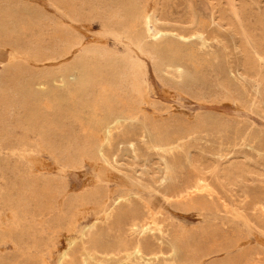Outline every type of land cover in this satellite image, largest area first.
Segmentation results:
<instances>
[{"label": "rangeland", "instance_id": "obj_1", "mask_svg": "<svg viewBox=\"0 0 264 264\" xmlns=\"http://www.w3.org/2000/svg\"><path fill=\"white\" fill-rule=\"evenodd\" d=\"M60 1L61 0H59V1L58 0H56V1H54V0H0V76H2L7 70H16L19 72H24V70L28 68V69H30V71L25 70V73L26 74L28 73L27 75H29L30 73H33L35 71L38 72V70H39V72H44L45 70H49V69L52 72H55L57 70H67L72 65L81 66L80 65V63H81L82 65L85 66V69H83L81 66L80 69H82V70H80V75H81V72L83 71V72H87L91 76L95 77L94 83L93 84L90 83L89 86H90V88H92V93L94 92L93 97L98 99L99 104L102 106L101 107L102 111H100L101 114L99 113L98 118L102 119V121L104 123L106 122L105 125H107V122L110 121V117H113V116L116 118H125L126 123L124 124V126L121 127V129H120L121 131H119L117 129L113 130L115 136H117L118 138L116 137L114 145H113V147L109 153L110 156L107 157V156H103V153H102L101 148H100L102 146V144H100L99 142L104 143V142L100 141V140H102V137L100 136V140H99V138L97 137L99 135L96 136V134L92 131L87 133L86 129L85 128L83 129L81 127V125L83 126V124H81V122L86 123L88 118L90 116H92L91 111H89V110H91V108H88V106H84L85 108H83V110H82V112L84 111V113H81L79 110H75L74 108L69 106L68 102L64 98V96H60V93H58L59 95H57L58 97L56 98V100L54 99L52 101V102H54L52 105V108H50V109L48 108L49 114H48L47 118L43 120V121H45V123L44 122H42L41 124L39 123L40 124V127H39V124H35V125L33 123L31 124V122H29V120H28L29 110H27V109H29L28 108L29 104L25 100V97L23 96L21 89L20 90L18 89L14 93H8L5 95V97H4V95L0 94V96H1L0 97V103H1L0 109L4 108V110H5V111L3 109H2L3 111L0 110V112H1L0 113V127H1L0 128V264H8V263L9 264H20V263L22 264L26 258H27L26 260L29 262L28 263L25 260L26 262H24V263H26V264H31V263L32 264H42L43 257H44V259H46L49 262V264L50 263L51 264H61L62 259L64 258V252L66 250H68L71 245H74L75 241H76V243L82 244L81 239H82L84 232H88V236H89L88 237L89 241H88L87 250L83 249L82 246L76 247L75 248L76 253L73 251L70 254L72 257L69 255L70 256V257L68 256L69 258L68 257L66 259L64 258L65 264H76V263L77 264H88V263H91V264L92 263L93 264H107V263L108 264H113V263L114 264H118V263L119 264H127L128 258L126 256L123 248L126 246V244H128V245L132 244L134 238L136 237V235L138 233V230L135 229V227H133L131 229L132 219L137 218L138 216L143 217V216L147 215V213L149 212V207H151L152 211L156 214L157 220L161 226V230L157 231L156 235L153 237L154 243L157 245L163 244L165 249H167V250H169L171 246H175L178 250L176 255H175V258H176L175 264H225L229 260L239 258L240 255L243 252L245 253L246 250L247 251L248 250H256V251L260 252L259 263L264 264V215H262L259 212V209H257V206H256V209H254V211L252 213V211L249 209L248 205L246 206L245 204L237 203L229 191V190L234 189V188L239 189L240 190L239 192L241 194L247 193V194H249V196L254 201H256V202L260 201L262 204H264V199H263V197H264V105H263L264 104V85H263L264 84V58L263 59L258 58L255 60V58L253 56V52L255 51L256 47L262 46L263 45L262 40H264V28H263L264 27V18H263L264 17V8H263L264 4H262V3H264V0H242V1L237 0L238 7L242 11V13H241L242 15L237 16L235 14V12L233 10H231L230 8H228L225 12H222V14L219 18V21H221L220 26L218 25L214 28H207V31H205V34H207L208 31L210 32V30H211V33L214 35L212 37L214 38L216 36L215 39L209 40L207 42L208 44L207 43L203 44L201 40L197 39L193 35V31L196 29L193 27L196 24L198 17L201 18V15H202V19H204L206 21H209L212 18L211 17L212 16L211 15L212 14V11H211L212 7H211V4L208 0H194V1L193 0H168V1L165 0V4L167 2V5H165V6H168V7L170 6L171 3H173V4H171L173 6L175 4V6H174L175 8H178V6H179L178 9L184 8L186 5L187 6L185 8H187L189 6L188 8L192 12V19L193 20L191 23H189V21H185L184 24H181V25L180 24H174L173 25V24H170L167 19L164 21L161 20L160 22L158 20L154 19L153 24H154V26L158 27L157 29H164L165 28L168 30H170V29L175 30L174 35L165 34V36L161 39H160L159 35H157V36L153 35L152 36V33L155 31L156 28H152V26L149 24V22H147V18H146V12H150L153 9L152 4H153L154 0H139L140 4L138 5V7H134V8H132L129 5L131 0L130 1L128 0V2H127V0H125L126 3H128V6H126L125 8H123V6H125L127 4L125 3L124 0H118V2H117V0H107V1L106 0H102V1L101 0H97V1L96 0H79V1L73 0L72 2L69 3L71 5L70 9L64 5V0H62L63 2L62 1L60 2ZM108 1H110V2H108ZM123 1H124V3H123ZM141 1H142V4H141ZM29 2L32 3V5L28 4ZM80 2H82V3H80ZM245 2H246V5L244 4ZM247 2L250 4V6H247V5H249V4H247ZM79 3H80V5H78ZM168 3H169V5H168ZM104 4H105V6H104ZM10 5H12V6H10ZM35 5H36V7H35ZM38 5H40V6H38ZM73 5H75V6H73ZM113 5H115V6H113ZM31 6H32V8H31ZM41 6L43 7V9H41L42 8ZM180 6H184V7H180ZM39 7H41V8H39ZM61 7H63V8H61ZM77 7L79 10L77 9ZM114 7H116L115 10H114ZM58 8H60V9H58ZM66 8L69 10L67 11ZM102 8L105 10V12H104V10H102ZM147 8H149V9H147ZM244 8H246L247 10ZM34 9H36V11L40 10L43 12L46 10L45 13L48 14V16L50 14L51 15L46 20L43 19L41 21H36V20H28L27 21V19H28L27 17L25 19L20 18V17L24 16L23 13L28 12V11L34 12L35 11ZM137 9H139V10H137ZM253 9L255 11H257V14ZM21 10H22V12H21ZM94 10H100V11H98V12L95 11L96 12L95 13ZM252 10H253V12H252ZM71 11L74 13H72ZM79 11L80 12L82 11V12L78 13ZM169 11H170V9H169ZM172 11L173 10H171V12ZM247 11H249V12H247ZM65 12H66V14H65ZM113 13H114V15H113ZM74 14H75V16H74ZM93 14L95 15V17H93L94 16ZM198 14H199V16H198ZM251 14L258 15V16H255L256 22L251 23L250 25L248 23V26H246V24H244V23H246V21L244 22V19L248 18L249 16H252ZM261 14H262V17H260ZM141 15H143V16H141ZM67 16H69V17H67ZM77 16H79L78 17L79 20L77 18L75 19V17H77ZM107 16L109 18H107ZM135 16L141 17L142 20L140 18V21L136 20V22H135L134 21ZM203 17H205V18H203ZM256 17L261 18L263 21H261V19H259V21H258V18H256ZM71 19H74V20H71ZM112 19L113 20L115 19V20L113 21ZM242 19H243V21H242ZM111 20L113 21V23L111 22ZM61 21L64 23H62ZM77 21H79V22H77ZM85 21H87V22H85ZM161 22H162V24H161ZM247 22H248V20H247ZM137 23H138V26H137L138 29L135 28V24H137ZM58 24H60V25H58ZM139 24H141V25H139ZM158 24H160V25H158ZM185 24H187V25H185ZM106 25H108V26H106ZM142 25L145 27L146 30L144 29V27ZM22 26H24V29ZM31 26H33V28ZM61 26L65 27L67 29H65V28L63 29ZM244 26H245V28H244ZM258 26L260 28H258ZM11 27H12V29H11ZM171 27H174V28H171ZM96 28H98V29H96ZM246 28H248L251 31H249ZM256 29H259V30H256ZM23 30L24 31L26 30L25 31L26 33ZM58 30H59V33H58ZM81 30H83V32ZM138 30H140V31H138ZM142 30L144 32H142ZM69 31L70 32L72 31V32L70 33ZM61 32L63 35L61 34ZM127 32H128V34H127ZM145 32H147V33H145ZM177 32L181 33L183 35L191 36V37H187L186 39H183V37H178L176 35ZM251 32L252 33L255 32V33L251 35ZM29 33H30V35H29ZM130 33L133 36H131ZM135 33H137V35ZM138 33H140V35ZM144 33H145V35H144ZM249 33H250V35H249ZM54 34L56 35V37H54L55 36ZM72 34H73V36H72ZM259 34H260V36H259ZM256 35H258V36H256ZM22 36H24V37H22ZM25 36L28 39H26ZM66 36L68 39L66 38ZM69 37H71V38L73 37V38L71 39ZM78 37L80 40L78 39ZM142 38H143V40H142ZM259 38H262V39H259ZM14 39H15V41H14ZM62 39H64V40L66 39V40L62 41ZM77 39L79 41H77ZM137 39H139V40H137ZM154 39H157V41ZM252 39L253 40L255 39V41H253ZM221 40H223L224 42ZM67 41L69 43H67ZM72 41H74V42H72ZM136 41H138V42L140 41L141 43H143V42L144 43L141 44L140 42L137 43ZM152 41H155V42H152ZM158 41H160V42H158ZM87 42H88V44H87ZM172 42H174V43H172ZM255 42H256V44H255ZM70 43H72L71 46H70ZM154 43L155 44L157 43V44L155 45ZM260 43H262V44L259 45ZM4 44H6V45L4 46ZM34 44H35V46H34ZM145 44H147V46L148 47L150 46V47L149 48L147 46L145 47ZM167 44H169V45H167ZM28 45L30 46V48ZM68 45H69V47H68ZM142 45H144V46H142ZM160 45H162V46L160 47ZM172 45H175V46H172ZM64 46L67 48H65ZM98 46H99V48H98ZM263 46H262V52H263L262 55L264 57V47ZM59 47H61V48H59ZM91 47H93V48H91ZM101 47H102V49H101ZM151 47H152V49H151ZM159 47H160V49H159ZM85 48L87 50H85ZM156 48H158L159 51H158V49L155 50ZM88 49H89V51H88ZM92 49L93 50L95 49L94 50L95 54L91 53L93 51ZM103 49H105L107 52H104L105 50L103 51ZM153 49L155 50L154 53L152 51ZM180 49H182V51ZM82 50L86 51V52H83ZM100 50H101V52H100ZM97 51H98V53H97ZM157 51L159 52V55H158ZM163 51H166L168 53L170 52L171 54L165 53ZM81 52H82L83 56L80 55ZM111 52H112V54H114V55L117 54V55H115V56L111 55ZM119 52H121V53H119ZM161 52H163V53L160 54ZM92 54L94 55V57H92L93 56ZM99 54L100 55L102 54L101 57ZM105 54H107V55H105ZM151 54H152V56H153V54H154V56H156V55L157 56L152 57ZM250 54L252 57L250 56ZM97 55H99L100 59L101 58L102 59L100 60L99 58H96ZM166 55L168 56L169 59L167 58ZM109 56H110V58H109ZM165 56L167 59L165 58ZM171 56H173V57H171ZM81 57L82 58L84 57V58L81 60ZM88 57L90 59H88ZM120 57H122V58H120ZM159 57H161V58H159ZM163 57L165 58L164 61H162ZM175 57H176V59H174ZM30 60H32V61H30ZM261 60H263V62ZM38 61H40V64ZM97 61H99L100 65H102L103 63L104 64L102 66H99ZM117 62H118V65H117ZM167 62L168 63L170 62L171 64H168ZM175 62H177V63H175ZM20 64L22 66L21 69L19 67ZM26 65H29V66L25 67ZM63 65H65V66H63ZM68 65H69V67H68ZM97 65H98V67H97ZM121 65H122V67H120ZM164 65H165V67H164ZM170 65H172V66H170ZM16 66H17V68H16ZM115 66H117V67H115ZM129 66H130V68H129ZM119 67L121 68V71H120ZM126 67L129 70V72L126 69ZM52 68L54 69V71ZM55 68H57V70ZM97 68H98V70H97ZM167 68H169V69H167ZM177 68H179V69H177ZM41 69H42V71H41ZM133 69H134V71H133ZM168 70L170 71V73ZM97 71H99V72H97ZM126 71H127V73H126ZM83 72H82V74H83ZM119 72H122V73L120 74ZM135 72H136V74H134ZM166 72H168V74ZM177 72H180V73H177ZM259 72L262 75H258ZM96 73L99 75H97ZM171 73H173L175 75H171ZM124 74L125 75L127 74V75L124 76ZM105 75L107 76L108 79L110 78L111 80L110 79H109L110 81L107 80V78H105L106 77ZM129 76L130 77L132 76V77L130 78ZM96 77H97V79H96ZM180 77L182 79L178 80V79H180ZM219 77H220V79H219ZM104 78H105V80H103ZM134 78H137L136 79L137 81ZM226 78L231 79L230 81H232L233 83L230 82L229 79H228V81L230 83L227 82ZM113 79H114V81H112ZM131 79H132V81H131ZM123 81L124 82L126 81V82L124 83ZM174 81H176V82H174ZM108 82L109 83L112 82L113 84L112 83L109 84ZM135 82L139 83L141 85V93H140V95L139 94L137 95V97H136L137 99L136 98L130 99L129 93L131 92V86ZM141 82H143V83H141ZM181 83L183 84L182 86L178 85ZM227 84H230V86ZM184 85L185 86L187 85V86L185 87ZM214 85L216 87H214ZM108 86L110 88H108ZM256 86H258V87H256ZM142 87H144L145 89ZM115 88L118 90V93H117V90ZM120 88H122L123 90ZM206 88H207V90H205ZM23 90L26 92L25 88ZM232 90H233V93H232ZM60 91H62V90H60ZM63 91H65V89H63ZM112 91H113V93H112ZM95 92H97V93H95ZM108 92H110L112 94H110ZM146 94H149V95H146ZM33 95H34L33 99H36V97L39 96L40 94L33 92L32 97H33ZM99 95H101V96H99ZM144 95H146L145 96L146 98L144 97ZM106 96H108V97H106ZM147 96L149 97V99ZM216 96H217L218 100L216 99ZM219 96L223 100L224 99L225 100L220 101L221 98ZM109 97H112V100ZM2 98H4L5 100L3 101ZM10 98H12V99H10ZM100 98H101V101H100ZM209 98L211 101L209 100ZM114 99H115V101H114ZM118 99L121 100V102ZM6 100H8L10 103L8 101L6 102ZM59 100H61L60 103L58 102ZM139 100L141 101L142 104H139ZM150 100H152V101H150ZM17 101L19 103V106H17L18 104H16ZM102 101L103 102L105 101L104 104ZM156 101L159 103V105ZM5 102H6V106L8 109L5 106ZM66 102H67V104H65ZM108 102L111 104H109ZM113 102H114V104L112 105ZM146 102H147V104H146ZM152 102H154V103L152 104ZM3 103H4V105H3ZM126 103H127V105H126ZM134 103L138 104L139 106L141 105L140 106L141 109L139 108L138 105L136 106ZM2 105H3V107H2ZM22 105H23V107H22ZM24 105H26V106H24ZM58 105H60V106H58ZM78 105H81V104L78 103ZM105 105H109V106L107 107ZM53 106H55L56 108L55 107L53 108ZM124 106H125V108H124ZM147 106H149V107H147ZM11 107H14L15 112H14V109ZM20 107H21V109H20ZM57 107H58V109H57ZM104 107H106V109ZM126 107L129 109L127 110ZM142 107H144V108H142ZM10 109H12V110H10ZM52 109H53V112L50 113V111H52ZM54 109H56V110L54 111ZM60 109H61V111H60ZM62 109H63V112H62ZM69 109H72L73 112H72V110H69ZM110 109H112V110H110ZM103 110L104 111L107 110V111L104 113ZM7 111H9V112H7ZM77 111L80 112L81 114L78 113ZM18 112H20V113L18 114ZM147 112H148V114H147ZM15 113L18 114V116H16ZM70 113L71 114L73 113L72 114L74 116L73 118H70V117H72V115ZM74 113H75V115H74ZM154 113H156V114H154ZM157 113L159 114V116ZM4 114L6 115V117ZM10 114H13L15 116V119H13L12 118L13 115H10ZM104 114L106 117L104 116ZM112 114H114V115L112 116ZM19 115H21L22 117L21 116L19 117ZM122 115H123V117H122ZM146 115L147 116L150 115V116L147 117ZM152 115L154 116V119L158 120L157 122H156V120L153 119ZM173 116H174V118H173ZM200 116H202V117H200ZM63 117H65L66 120ZM79 117H80V119H79ZM146 117L149 119H146ZM181 117H183V118L185 117L186 119L182 118L181 119L182 121H181L180 120ZM50 118L52 119V122H51ZM84 118H86V119H84ZM73 119H76V120H73ZM145 119H146L147 123H145ZM150 119H152V120L150 121ZM167 119H170V120L165 121ZM173 119H175L174 122H173ZM130 120H132V121H130ZM162 120H163V122H161ZM198 120H200V121H198ZM230 120H232V121H230ZM76 121H77V124H76ZM193 121H195V123ZM25 122H26V124H25ZM166 122H167V124H166ZM187 122L189 123V125H186V124H188ZM8 123H10V124H8ZM16 123H17V125H16ZM29 123L31 124V126ZM54 123H56V124H54ZM65 123H67V124H65ZM104 123L102 125V133H105L104 135H106V132H105L106 126L104 125ZM155 123H156V125H155ZM179 124L181 127L179 126ZM190 124H192V125H190ZM26 125H28V126H26ZM33 125H34V127H33ZM111 125H112V123H111ZM160 125H162V126H160ZM168 125H170L171 127ZM184 125H185V127L188 128L187 130H185L186 128L184 127ZM172 126H174V127H172ZM41 127H43V128H41ZM177 127L180 128L181 132L178 130L179 128H177ZM31 128H32V130H31ZM49 128H51V129H49ZM79 128H80V130L78 131ZM182 128H184V129L182 130ZM17 129H19V130H17ZM34 129H35V131H34ZM39 129L41 130V132ZM42 129H44V130H42ZM81 129L84 131L82 132ZM165 129H166V131H165ZM156 130L157 131L159 130L161 135L159 134V131H158V136H157ZM129 131L133 134L135 133L134 135L137 138V139L136 138L134 139L136 141V144H137V146H136V150H137L136 152L137 153L132 152V150H131V152H128L122 148V146H124L122 141H121V140H123V136H122L123 132L129 133ZM141 131L144 134L143 136L140 135ZM169 131H171L170 132L171 134L168 133ZM237 131H238V133H237ZM240 131L244 135H242V133ZM36 132H38V133H36ZM43 132H44V134H42ZM58 132L61 135H59ZM118 132H120V133H118ZM166 132H167V134H166ZM182 132L183 133L187 132V133L185 135V133L183 134ZM23 133L25 134V136L23 135ZM231 133H232V135H231ZM1 134L3 135L2 136L3 138L1 137ZM62 134H64L65 137ZM75 135L78 136L77 137L78 140H77V138H75L76 137ZM79 135H81V136H79ZM236 135H239V136H236ZM50 136H52V138H49ZM62 136H63V138H62ZM121 136H122V138H121ZM183 137H185V138H183ZM82 138H84L85 140H87L89 142L85 141ZM86 138H88V139L90 138V139L88 140ZM170 138H171V140L173 139V143L171 142V140H169ZM247 138H249V139L247 140ZM53 139H55V140H53ZM79 139H80V141H79ZM91 139H93V140L95 139L93 143H91L93 141ZM62 140H64L65 143ZM73 140H75V141H73ZM82 140L85 142H83ZM151 140H152V142H155V141L157 142V140H158L159 141L158 143L164 142V140L165 141L169 140L172 144H175V145L179 144L180 145L181 149L177 153V156L180 158V160L178 157H176L178 159L175 162V171H176L175 182L177 184V188L183 187L186 184V182L188 181L190 175H192V171H194V168L191 165H189L190 163L187 160L190 157L195 159V162L197 164L196 170L199 172H202V173H207V174H212L215 167L218 166V163H222V167L224 168L225 184L220 185L217 176L216 175L213 176V183H214L213 185H215L214 187L217 190V191L214 190V193L216 196L218 195V198L215 195L213 196V194H207V193H205L203 196L202 195L201 196H195L190 201H187V200H184L181 198H172V197L168 198L167 196L170 195V192H172V190L169 189L168 187L162 189L159 186V184L157 185V182H156V179L158 177L157 174H159V168L162 166L163 160L161 159V157H159V153L157 152L158 147L152 148L151 146H149V141L151 142ZM49 141L52 144L49 143ZM54 141H55V143H54ZM81 141H82V144H80ZM58 142L60 143V148L62 147L63 149L62 148L59 149V143ZM76 142L77 143L80 142L79 143L80 145L75 144ZM227 142L231 145V147ZM97 143H98L99 147L97 146ZM236 143H238L239 145H237ZM68 144L72 145V147L69 146ZM83 144H87V145L83 146ZM40 145L42 146V149H44L43 147L46 146L44 149L46 152L41 149ZM77 145L79 148L77 147ZM49 146H51V147L48 148ZM85 146L87 147L86 149L84 148ZM94 146H95V148H94ZM120 146H121V148H120ZM97 147H98V150L100 152L98 150L97 151L95 150V149H97ZM51 148H53V149H51ZM77 148H78V150H77ZM91 149L92 150L94 149V150L92 151ZM62 150H64V151L62 152ZM89 150H90V152L92 151L91 152L92 154L89 152ZM222 151H224V153ZM51 152H53V153H51ZM68 152H70L71 155ZM57 153L60 155H58ZM65 153H66V155L64 156ZM78 153L80 155H78V159H77L76 155ZM88 154L91 156L90 158H88L89 157ZM114 154H116V155H114ZM135 154H136V156H135ZM96 155H99V157ZM100 155L102 156V159H101ZM71 156H72V158L74 157L72 160H71ZM86 157L88 159H86ZM96 157L98 158V160H101V161L99 162ZM39 158H41V160ZM68 158H70V161H72L71 163L68 160ZM81 158H82V160H81ZM65 159H66V161H65ZM67 161H68V163H67ZM47 162H49V163H47ZM208 162H210L211 165ZM103 163H105V164L103 165ZM34 164H35V166H34ZM101 165H102V168H101ZM46 166L48 169L46 168ZM103 166H104V168L106 167L107 170L104 169ZM225 168H226V170H225ZM20 170H21V172H20ZM48 170H50V171H48ZM227 170H228V172H226ZM155 171H156V173H155ZM28 172H29V175H28ZM35 172L38 173V175ZM49 172H51V173H49ZM180 172H182V174H180ZM26 175H28V176H26ZM36 175H37V177H36ZM46 175L49 177H47ZM181 175H183V176H181ZM18 176L20 177V179ZM32 178H34V179H32ZM35 178L36 179L38 178L37 179L38 182ZM46 178H48V179H46ZM30 179L36 181L35 182L36 185H33L34 182L32 180H31L32 181L31 182ZM40 179H42L41 182H40ZM43 180L45 181V183ZM50 181L52 183H50ZM54 181L55 182L57 181L56 182L57 184ZM184 181H186V182H184ZM45 184H47V185H45ZM51 184H53V185H51ZM64 184H65V186H64ZM30 185H31V187H30ZM67 185H68V187H67ZM51 186H52V188H51ZM55 186L56 187L58 186V187L56 188ZM61 186H62V188H60ZM44 187H47V188L49 187L48 188L49 192ZM99 187H100V189H103V190L102 191L96 190V189H99ZM41 188L46 189V190L42 191ZM54 188H55V190H54ZM23 189H24V191H23ZM56 189L59 192H56L57 191ZM70 189L73 191H71ZM28 190H29V192H28ZM35 191L36 192L38 191V193H36ZM21 192H22V194H21ZM64 192L67 194V197H66V194ZM45 193H46V195H45ZM58 193H63V195H65V196H63L62 194L58 195ZM84 193H86V194L88 193L87 195L89 196V198L87 195H84ZM90 193H92V194H90ZM29 194H30V196H28ZM31 194H34V195H31ZM40 194L44 199L40 196ZM71 194L73 196H71ZM97 194L99 196H97ZM22 195H23V197H22ZM74 195H77V196L75 197ZM209 195H210V197L212 196L213 200H211V198H209ZM46 196H47V198H46ZM81 196H83L84 198L83 199L80 198ZM95 196L97 197V200H96ZM106 196L110 197V199L107 198ZM131 196H133V197H131ZM8 197H10L12 200ZM71 197H73V202H72ZM18 198H19V200H18ZM48 198H49V200H48ZM75 198H79V199L75 200ZM123 198L127 199V200H124ZM201 198H203V199H201ZM80 199H82V201ZM132 199H134V200H132ZM30 200L33 203L30 202ZM49 201L50 202L53 201L54 203L52 202L51 203L52 205H51ZM66 201H68V202H66ZM105 201H106V204L104 203ZM204 201H206V202H204ZM37 202L40 204L38 205ZM61 202H62V204H61ZM210 202H212V203H210ZM12 203H13V205H12ZM30 203H32L31 206H30ZM195 203H197V204H195ZM199 203H201L200 206H198ZM27 204L29 207L33 206L35 208L32 207L29 209ZM193 204H195V206ZM15 205H17V206H15ZM95 205L98 207H96ZM192 205H193V208H190ZM13 206H14V208H13ZM65 206H67L68 208H66ZM69 206H71L72 209H70L71 207H69ZM79 206L80 207L82 206V207L78 208ZM86 206H88V207H86ZM16 207L18 208V210L15 209ZM25 207H27V208H25ZM63 207H65V208H63ZM73 207H74V210H73ZM83 207H85V208H83ZM24 208L26 209V211L24 210ZM242 209H244V210H242ZM53 210H55V211H53ZM62 210H63V212H62ZM72 210L74 212H72ZM84 210L86 212L85 215L83 213ZM240 210H242V211H240ZM49 211H50V213L47 214ZM112 211L116 212V215L114 218L111 217ZM41 213H43V214H41ZM66 213H67V215H66ZM78 213H79V215H78ZM103 213H106V214H103ZM36 214L38 217L36 216ZM72 214H74V215H72ZM101 214H103V215H101ZM68 215H70L71 217ZM35 216H36V218H35ZM261 216H263V217H261ZM26 217H27V219H26ZM82 217H84V218H82ZM49 218L50 219L53 218L54 221H52L53 222L52 224H51V221ZM258 218H261L263 221L260 222ZM45 219H46V221H45ZM59 219L64 220V221L62 222ZM44 221H45V224H44ZM62 223L64 225H62ZM66 223H68V224L65 225ZM73 224L76 226H74ZM50 225H52L54 227H52V226L50 227ZM62 227H63V229H62ZM72 227H73V229H72ZM102 229H103V231H102ZM130 230H131V232H130ZM22 231H23V233H22ZM61 231H63V233H61ZM110 231H111V233H110ZM119 231H120V233H119ZM64 232H66V233H64ZM158 232H160V233H158ZM63 234H65V235H63ZM57 235L62 236V238H60L59 236L57 237ZM54 236H56V238ZM121 236H122V238H121ZM127 237L129 240L127 239ZM53 238H54V240H53ZM74 238H76V239H74ZM183 238L185 241L182 240ZM42 239H43V242H40V241H42ZM71 240H73L74 242H72ZM121 240H124V241H121ZM112 241H116L117 243L112 242ZM8 242H9V244H7ZM30 242L32 244L31 247H30ZM46 242H47V244H46ZM52 242H53V244H52ZM121 243L123 246H121ZM4 244L5 245L7 244L6 245L7 247ZM1 248H3V249H1ZM117 249L119 250V252L118 251L116 252ZM62 251H64V252H62ZM89 251L93 254L92 256L88 254ZM107 251H109V252H107ZM25 253H27V254H25ZM203 255H204V257H203ZM168 256H170V254ZM67 259L69 260L68 262H67ZM39 260L41 262H39ZM6 261H7V263H6ZM121 261L123 263H121ZM130 263L135 264L131 261H130ZM150 264H170V263L162 260V261H156V262L150 263Z\"/></svg>", "mask_w": 264, "mask_h": 264}, {"label": "bare ground", "instance_id": "obj_2", "mask_svg": "<svg viewBox=\"0 0 264 264\" xmlns=\"http://www.w3.org/2000/svg\"><path fill=\"white\" fill-rule=\"evenodd\" d=\"M54 1H56V0H54ZM59 1V0H58ZM62 1V0H61ZM60 1V2H61ZM73 0H64V5L67 7V8H71V5L69 4L70 2H72ZM79 1V0H78ZM97 1V0H96ZM95 1V2H96ZM102 1V0H101ZM107 1V0H106ZM125 1V0H124ZM124 1H123V3H124ZM130 1V0H129ZM168 1V0H167ZM194 1V0H193ZM209 2H210V4H211V7H212V18H211V20H209V21H206V20H204V19H202V15H201V18L200 17H198L197 18V21H196V24L194 25V27L193 28H196L194 31H193V35L197 38V39H199V40H201L202 41V43L203 44H206L209 40H211V39H215V37L213 38L212 36H214L212 33H211V30H210V32L208 31V33L207 34H205V31H207V28H214V27H216V26H220V22L221 21H219V18H220V16H221V14H222V12H225L228 8H230L231 10H233L234 12H235V14L237 15V16H239V15H242L241 13H242V11L239 9V7H238V3H237V0H208ZM242 1V0H241ZM2 2V1H1ZM7 2V1H6ZM19 2V1H18ZM53 2V1H52ZM63 2V1H62ZM104 2V1H103ZM108 2H110V1H108ZM113 2V1H112ZM116 2V1H115ZM117 2H118V0H117ZM127 2H128V0H127ZM239 2V1H238ZM244 2V1H243ZM55 3V2H54ZM58 3V2H57ZM80 3H82V2H80ZM80 3L78 4V5H80ZM85 3V2H84ZM88 3V2H87ZM102 3V2H101ZM105 3V2H104ZM120 3V2H119ZM125 3H126V1H125ZM170 3V2H169ZM169 3H168V5H169ZM242 3V2H241ZM28 4H31L32 5V3H28ZM73 4V3H72ZM94 4V3H93ZM112 4V3H111ZM110 4V5H111ZM127 5H125V6H123V8H125L126 6H128V3H126ZM140 4V1L139 0H131L130 1V3H129V5L132 7V8H134V7H138V5ZM141 4H142V1H141ZM171 4H173V3H171ZM170 4V6L168 7V6H165V5H167V2H166V4H165V0H154V2H153V4H152V7H153V9L150 11V12H146V18H147V22H149V24L152 26V28H156L155 29V31L152 33V36L153 35H155V36H157V35H159L160 36V39L161 38H163L164 36H165V34H168V35H174V33H175V30L173 29H170V30H168V29H157L158 27L157 26H154V22H153V20L155 19V20H158L159 22L162 20V21H164V20H168V22L170 23V24H184L185 23V21H189V23H191L192 22V12H191V10L187 7V8H185L184 6H180V7H184V8H180V9H178L179 8V6H178V8H175L174 6H175V4H174V6L173 5H171ZM245 5H246V2L244 3ZM247 4H249L248 2H247ZM262 4H264V3H262ZM6 5V4H5ZM34 5V4H33ZM37 5V4H36ZM36 5H35V7H36ZM60 5V4H59ZM76 5V4H75ZM75 5H73V6H75ZM84 5V4H83ZM100 5V4H99ZM109 5V4H108ZM116 5V4H115ZM115 5H113V6H115ZM119 5V4H118ZM243 5V4H242ZM10 6H12V5H10ZM30 6V5H29ZM38 6H40V5H38ZM64 6V7H65ZM104 6H105V4H104ZM121 6V7H122ZM247 6H250V4L249 5H247ZM264 6V5H263ZM42 7V6H41ZM41 7H39V8H41ZM82 7V6H81ZM147 7V6H146ZM31 8H32V6H31ZM38 8V9H39ZM61 8H63V7H61ZM66 8V9H67ZM75 8V7H74ZM99 8V7H98ZM108 8V7H107ZM115 8L116 7H114V10H115ZM128 8V7H127ZM242 8V7H241ZM264 8V7H263ZM41 9H43V7L41 8ZM58 9H60V8H58ZM69 9H67V11L69 10ZM77 9H78V7H77ZM81 9V8H80ZM97 9V8H96ZM122 9V8H121ZM143 9V8H142ZM147 9H149V8H147ZM169 9H170V11H169ZM244 9H246V8H244ZM5 10V9H4ZM35 11H36V9H34ZM73 10V9H72ZM75 10V9H74ZM79 10V9H78ZM102 10H104L103 8H102ZM111 10V9H110ZM137 10H139V9H137ZM171 10H173L172 12H171ZM197 10V9H196ZM195 10V11H196ZM247 10V9H246ZM254 10V9H253ZM253 10H252V12H253ZM30 12V11H28V12H25V13H23L24 14V16L23 17H20L21 19L23 18V19H25L26 17L28 18L27 19V21L28 20H36V21H41V20H43V19H47L49 16H48V14H46L45 13V11L43 12V11H40V10H38V11H36V12ZM95 11H100V10H94V12ZM107 11V10H106ZM250 11V10H249ZM249 11H247V12H249ZM255 11V10H254ZM20 12V11H19ZM21 12H22V10H21ZM72 12V11H71ZM82 12V11H81ZM80 11L78 12V13H81ZM103 12V11H102ZM104 12H105V10H104ZM123 12V11H122ZM251 12V11H250ZM256 12V14H257V11H255ZM5 13V12H4ZM72 13H74V12H72ZM96 13V12H95ZM94 13V14H95ZM107 13V12H106ZM132 13V12H131ZM136 13V12H135ZM144 13V12H143ZM169 13V14H168ZM65 14H66V12H65ZM93 14V15H94ZM99 14V13H98ZM108 15V14H107ZM113 15H114V13H113ZM118 15V14H117ZM205 15V14H204ZM234 15V14H233ZM252 16H249L248 18H246L247 20H248V22H247V20L246 19H244V22L246 21V23H244V24H246V26H248V23H249V25L251 24V23H255L256 21V19H255V16H258V15H255V14H251ZM18 16V15H17ZM21 16V15H20ZM74 16H75V14H74ZM101 16V15H100ZM103 16V15H102ZM105 16V15H104ZM141 16H143V15H141ZM198 16H199V14H198ZM67 17H69V16H67ZM73 17V16H72ZM78 17L79 16H77V17H75V19L77 18L78 19ZM93 17H95V15L93 16ZM115 17V16H114ZM119 17V16H118ZM208 17V16H207ZM242 17V16H241ZM260 17H262V14H261V16ZM107 18H109L108 16H107ZM124 18V17H123ZM134 18V17H133ZM132 18V19H133ZM140 18L141 17H139V16H135V22H136V20H138V21H140ZM203 18H205V17H203ZM224 18V17H223ZM227 18V17H226ZM256 18H258V17H256ZM264 18V17H263ZM16 19V18H15ZM103 19V18H102ZM101 19V20H102ZM119 19V18H118ZM117 19V20H118ZM243 19H242V21H243ZM259 19H261V18H258V21H259ZM17 20V19H16ZM53 20V19H52ZM71 20H74V19H71ZM79 20V19H78ZM82 20V19H81ZM98 20V19H97ZM108 20V19H107ZM113 20V19H112ZM111 20V22L113 23V21L115 20H113L112 21ZM141 20H142V18H141ZM145 20V19H144ZM24 21V20H23ZM57 21V20H56ZM55 21V22H56ZM76 21V20H75ZM74 21V22H75ZM92 21V20H91ZM103 21V20H102ZM137 21V22H138ZM261 21H263L262 19H261ZM19 22V21H18ZM62 22V21H61ZM77 22H79V21H77ZM84 22V21H83ZM85 22H87V21H85ZM110 22V23H111ZM116 22V21H115ZM130 22V21H129ZM13 23V22H12ZM15 23V22H14ZM26 23V22H25ZM29 23V22H28ZM27 23V24H28ZM57 23V22H56ZM62 23H64V22H62ZM166 23V22H165ZM239 23V22H238ZM261 23V22H260ZM17 24V23H16ZM30 24V23H29ZM50 24V23H49ZM77 24V23H76ZM83 24V23H82ZM98 24V23H97ZM161 24H162V22H161ZM53 25V24H52ZM58 25H60V24H58ZM63 25V24H62ZM85 25V24H84ZM114 25V24H113ZM139 25H141V24H139ZM145 25V24H144ZM158 25H160V24H158ZM185 25H187V24H185ZM16 26V25H15ZM29 26V25H28ZM106 26H108V25H106ZM138 23L137 24H135V28H137L138 29ZM143 26V25H142ZM261 26V25H260ZM263 26V25H262ZM14 27V26H13ZM23 27V29H24V26H22ZM32 28H33V26H31ZM35 27V26H34ZM46 27V26H45ZM52 27V26H51ZM58 27V26H57ZM62 27V26H61ZM60 27V28H61ZM105 27V26H104ZM134 27V26H133ZM141 27V26H140ZM144 27V26H143ZM250 27V26H249ZM59 28V27H58ZM63 29L65 28V27H62ZM61 28V29H62ZM91 28V27H90ZM95 28V27H94ZM171 28H174V27H171ZM191 28V27H190ZM244 28H245V26H244ZM258 28H260L259 26H258ZM264 28V27H263ZM11 29H12V27H11ZM27 29V28H26ZM54 29V28H53ZM65 29H67V28H65ZM69 29V28H68ZM92 29V28H91ZM96 29H98V28H96ZM144 29H145V27H144ZM246 29H248V28H246ZM251 29V28H250ZM32 30V29H31ZM146 30V29H145ZM249 30V29H248ZM256 30H259V29H256ZM17 31V30H16ZM24 31V30H23ZM26 31V30H25ZM24 31V32H25ZM67 31V30H66ZM82 32H83V30H81ZM133 31V30H132ZM138 31H140V30H138ZM177 31V30H176ZM249 31H251V30H249ZM19 32V31H18ZM37 32V31H36ZM70 32V31H69ZM72 32V31H71ZM70 32V33H71ZM75 32V31H74ZM131 32V31H130ZM135 32V31H134ZM142 32H144L143 30H142ZM183 32V31H182ZM247 32V31H246ZM258 32V31H257ZM26 33V32H25ZM58 33H59V30H58ZM66 33V32H65ZM69 33V34H70ZM145 33H147V32H145ZM145 33H144V35H145ZM255 32H251V35L252 34H254ZM53 34V33H52ZM51 34V35H52ZM57 34V33H56ZM61 34H62V32H61ZM68 34V33H67ZM127 34H128V32H127ZM136 35H137V33H135ZM139 35H140V33H138ZM215 34V33H214ZM263 34V33H262ZM29 35H30V33H29ZM55 35V34H54ZM63 35V34H62ZM130 35H131V33H130ZM143 35V36H144ZM147 35V34H146ZM176 35L178 36V37H183V39H186L187 37H191V36H187V35H183V34H181V33H176ZM221 35V34H220ZM249 35H250V33H249ZM27 36V35H26ZM26 36H25V38H26ZM72 36H73V34H72ZM131 36H133V35H131ZM256 36H258V35H256ZM259 36H260V34H259ZM262 36V35H261ZM8 37V36H7ZM6 37V38H7ZM22 37H24V36H22ZM29 37V36H28ZM54 37H56V35L54 36ZM58 37V36H57ZM62 37V36H61ZM65 37V36H64ZM136 37V36H135ZM145 37V36H144ZM143 37V38H144ZM147 37V36H146ZM253 37V36H252ZM48 38V37H47ZM66 38H67V36H66ZM69 38H71V37H69ZM73 38V37H72ZM71 38V39H72ZM138 38V37H137ZM143 38H142V40H143ZM157 38V37H156ZM256 38V37H255ZM26 39H28V38H26ZM34 39V38H33ZM68 39V38H67ZM75 39V38H74ZM78 39H79V37H78ZM77 39V41H79ZM96 39V38H95ZM166 39V38H165ZM170 39V38H169ZM168 39V40H169ZM182 39V38H181ZM221 39V38H220ZM259 39H262V38H259ZM10 40V39H9ZM13 40V39H12ZM54 40V39H53ZM64 39H62V41H63ZM66 40V39H65ZM64 40V41H65ZM137 40H139V39H137ZM141 40V39H140ZM146 40V39H145ZM154 40H156L157 41V39H154ZM167 40V39H166ZM253 40V39H252ZM4 41V40H3ZM7 41V40H6ZM14 41H15V39H14ZM24 41V40H23ZM49 41V40H48ZM61 41V40H60ZM107 41V40H106ZM151 41V40H150ZM149 41V42H150ZM165 41V40H164ZM221 41H223V40H221ZM253 41H255V39L253 40ZM260 41V40H259ZM8 42V41H7ZM18 42V41H17ZM46 42V41H45ZM72 42H74V41H72ZM90 42V41H89ZM137 43H139L138 41H136ZM152 42H155V41H152ZM158 42H160V41H158ZM211 42V41H210ZM224 42V41H223ZM13 43V42H12ZM19 43V42H18ZM17 43V44H18ZM23 43V42H22ZM67 43H69L68 41H67ZM141 43V42H140ZM144 43V42H143ZM143 43H141V44H143ZM163 43V42H162ZM161 43V44H162ZM168 43V42H167ZM172 43H174V42H172ZM258 43V42H257ZM262 43H263V45H264V40H262ZM262 43H260L259 45H261ZM24 44V43H23ZM29 44V43H28ZM64 44V43H63ZM71 44L72 43H70V46H71ZM74 44V43H73ZM77 44V43H76ZM86 44V43H85ZM87 44H88V42H87ZM86 44V45H87ZM153 44V43H152ZM155 44V43H154ZM157 44V43H156ZM155 44V45H156ZM208 44V43H207ZM255 44H256V42H255ZM6 44H4V46H5ZM8 45V44H7ZM11 45V44H10ZM164 45V44H163ZM167 45H169V44H167ZM229 45V44H228ZM262 45V46H263ZM29 46V45H28ZM33 46V45H32ZM34 46H35V44H34ZM73 46V45H72ZM142 46H144V45H142ZM147 46V44H145V47ZM158 46V45H157ZM156 46V47H157ZM162 45H160V47H161ZM172 46H175V45H172ZM226 46V45H225ZM235 46V45H234ZM257 46V45H256ZM262 46H257L256 47V49H255V51L253 52V56H254V58H255V60L256 59H258V58H264L263 57V55H262ZM13 47V46H12ZM65 47V46H64ZM63 47V48H64ZM68 47H69V45H68ZM75 47V46H74ZM97 47V46H96ZM148 47V46H147ZM150 47V46H149ZM148 47V48H149ZM155 47V46H154ZM153 47V48H154ZM160 47H159V49H160ZM181 47V46H180ZM179 47V48H180ZM246 47V46H245ZM261 47V48H260ZM264 47V46H263ZM17 48V47H16ZM19 48V47H18ZM28 48V47H27ZM29 48H30V46H29ZM59 48H61V47H59ZM65 48H67V47H65ZM87 48V47H86ZM85 48V50H87ZM89 48V47H88ZM91 48H93V47H91ZM98 48H99V46H98ZM97 48V49H98ZM144 48V47H143ZM166 48V47H165ZM172 48V47H171ZM228 48V47H227ZM70 49V48H69ZM84 49V48H83ZM101 49H102V47H101ZM151 49H152V47H151ZM158 48H156L155 50H157ZM159 49H158V51H159ZM170 49V48H169ZM32 50V49H31ZM34 50V49H33ZM68 50V49H67ZM93 50V49H92ZM91 50V51H92ZM95 50V49H94ZM94 50L91 52V53H94ZM105 49H103V51H104ZM154 49L152 50L153 51V53H154V51H155ZM166 50V49H165ZM178 50V49H177ZM181 51H182V49H180ZM235 50V49H234ZM62 51V50H61ZM83 51V50H82ZM88 51H89V49H88ZM99 51V50H98ZM98 51H97V53H98ZM120 51V50H119ZM150 51V50H149ZM157 51V52H158ZM173 51V50H172ZM175 51V50H174ZM231 51V50H230ZM253 51V50H252ZM28 52V51H27ZM63 52V51H62ZM83 52H86V51H83ZM100 52H101V50H100ZM99 52V53H100ZM104 52H107L106 50L104 51ZM151 52V51H150ZM163 52H165V53H168V52H166V51H163ZM163 52H161L160 54H162ZM110 53V52H109ZM116 53V52H115ZM118 53V52H117ZM119 53H121V52H119ZM170 53V52H169ZM168 53V54H169ZM225 53V52H224ZM232 53V52H231ZM247 53V52H246ZM35 54V53H34ZM56 54V53H55ZM95 54V53H94ZM108 54V53H107ZM107 54H105V55H107ZM167 54V55H168ZM171 54V53H170ZM183 54V53H182ZM185 54V53H184ZM33 55V54H32ZM50 55V54H49ZM80 55H82V52H81V54ZM79 55V56H80ZM87 55V54H86ZM91 55V54H90ZM93 55V54H92ZM100 55V54H99ZM99 55H97V57L96 58H99L100 59V57H101V55H100V57H99ZM104 55V56H105ZM111 55H114V54H112V52H111ZM115 55H117V54H115ZM114 55V56H115ZM120 55V54H119ZM156 55V54H155ZM158 55H159V52H158ZM166 55V56H167ZM231 55V54H230ZM83 56V55H82ZM96 56V55H95ZM103 56V57H104ZM151 56H152V54H151ZM153 56H154V54H153ZM152 56V57H153ZM157 56V55H156ZM156 56H154V57H156ZM164 56V55H163ZM166 56H165V58H166ZM169 56V55H168ZM168 56H167V58H168ZM248 56V55H247ZM250 56H251V54H250ZM91 57V56H90ZM92 57H94V55L92 56ZM107 57V56H106ZM171 57H173V56H171ZM227 57V56H226ZM236 57V56H235ZM252 57V56H251ZM84 58V57H83ZM82 57H81V60L83 59ZM87 58V57H86ZM109 58H110V56H109ZM116 58V57H115ZM118 58V57H117ZM120 58H122V57H120ZM159 58H161V57H159ZM164 57L162 58L163 60L162 61H164V59H165ZM166 58V59H167ZM78 59V58H77ZM88 59H90L89 57H88ZM102 59V58H101ZM100 59V60H101ZM107 59V58H106ZM112 59V58H111ZM114 59V58H113ZM169 59V58H168ZM174 59H176V57L174 58ZM227 59V58H226ZM235 59V58H234ZM70 60V59H69ZM97 60V59H96ZM121 60V59H120ZM119 60V61H120ZM173 60V59H172ZM247 60V59H246ZM254 60V59H253ZM30 61H32V60H30ZM104 61V60H103ZM118 61V62H119ZM123 61V60H122ZM128 61V60H127ZM166 61V60H165ZM180 61V60H179ZM190 61V60H189ZM243 61V60H242ZM251 61V60H250ZM260 61V60H259ZM262 62H263V60H261ZM39 62V64H40V61H38ZM63 62V61H62ZM98 62V64H99V61H97ZM112 62V61H111ZM110 62V63H111ZM118 62H117V65H118ZM124 62V61H123ZM172 62V61H171ZM236 62V61H235ZM249 62V61H248ZM256 62V61H255ZM23 63V62H22ZM36 63V62H35ZM44 63V62H43ZM71 63V62H70ZM76 63V62H75ZM79 63V62H78ZM90 63V62H89ZM101 63V62H100ZM113 63V62H112ZM168 63V62H167ZM173 63V62H172ZM175 63H177V62H175ZM180 63V62H179ZM26 64V63H25ZM30 64V63H29ZM42 64V63H41ZM72 64V63H71ZM87 64V63H86ZM104 64V63H103ZM102 64V65H103ZM116 64V63H115ZM114 64V65H115ZM123 64V63H122ZM125 64V63H124ZM127 64V63H126ZM168 64H171L170 62L168 63ZM23 65V64H22ZM79 65V64H78ZM80 65L82 66V68L83 69H85V66L84 65H82L81 63H80ZM92 65V64H91ZM96 65V64H95ZM102 65H100L99 64V66H102ZM175 65V64H174ZM178 65V64H177ZM14 66V65H13ZM27 66H29V65H26L25 67H27ZM63 66H65V65H63ZM81 66H77V65H72V66H70L69 67V65H68V69L67 70H57V68H55L57 71H55V72H52V71H50V69L49 70H45L44 72H39V70H38V72H33V73H30L29 75H27L26 73H25V70H29L30 71V69H25L24 70V72H19V71H16V70H7L2 76H0V94H2V95H4V97H5V95L6 94H8V93H14V92H16L18 89L20 90L21 89V92L23 93V96L25 97V100L27 101V103L29 104V106H28V108L29 109H27V110H29V112H28V120H29V122H31V124L33 123L34 125L35 124H41L42 122H44L45 123V121H43L44 119H46L47 118V116H48V114H49V110H48V108L50 109V108H52V105H53V103L54 102H52L54 99L56 100V98L58 97L57 95H59L58 93H60V96H64V98L67 100V102H68V105L69 106H71L72 108H74L75 110H79L81 113H84V111L82 112V110H83V108H85L84 106H88V108H91V110H89V111H91V113H92V116H88L89 118H88V120H87V122L86 123H83V122H81V124H83V126L81 125V127L84 129H86V131H87V133L88 132H90V131H92V132H94L95 134H96V136L97 135H99V136H97L98 138H99V140H100V136L102 137V140H100V141H102V142H104V143H101V142H99L100 144H102V146L100 147L101 148V151H102V153H103V156H107V157H109L110 156V151H111V149H112V147H113V145H114V142H115V140H116V137L117 136H115V134H114V132H113V130L114 129H117V130H119V131H121L120 129H121V127L122 126H124V124L126 123V119L125 118H116V117H114L113 115L114 114H112V116L113 117H110V121H108L107 122V125H105V123L102 121V119H100V118H98V116H99V113H100V111H102L101 110V105L99 104V102H98V99H96V98H94L93 97V93H92V88H90V83L91 84H93L94 83V79H95V77L94 76H91L89 73H87V72H83V74H82V72H81V75H80V70H82V69H80L81 68ZM94 66V65H93ZM132 66V65H131ZM170 66H172V65H170ZM7 67V66H6ZM15 67V66H14ZM20 69H21V64H20ZM24 67V68H25ZM97 67H98V65H97ZM115 67H117V66H115ZM120 67H122V65L120 66ZM119 67V68H120ZM135 67V66H134ZM164 67H165V65H164ZM169 67V66H168ZM174 67V66H173ZM244 67V66H243ZM248 67V66H247ZM253 67V66H252ZM258 67V66H257ZM13 68V67H12ZM16 68H17V66H16ZM31 68V67H30ZM62 68V67H61ZM101 68V67H100ZM129 68H130V66H129ZM34 69V68H33ZM53 69V68H52ZM102 69V68H101ZM126 69H127V67H126ZM167 69H169V68H167ZM177 69H179V68H177ZM32 70V69H31ZM35 70V69H34ZM97 70H98V68H97ZM117 70V69H116ZM115 70V71H116ZM119 70V69H118ZM123 70V69H122ZM128 70V69H127ZM131 70V69H130ZM140 70V69H139ZM165 70V69H164ZM181 70V69H180ZM41 71H42V69H41ZM53 71H54V69H53ZM101 71V70H100ZM120 71H121V68H120ZM132 71V70H131ZM133 71H134V69H133ZM167 71V70H166ZM169 71V70H168ZM249 71V70H248ZM256 71V70H255ZM97 72H99V71H97ZM104 72V71H103ZM118 72V71H117ZM125 72V71H124ZM128 72H129V70H128ZM165 72V71H164ZM257 72V71H256ZM255 72V73H256ZM105 73V72H104ZM120 74L122 73V72H119ZM126 73H127V71H126ZM167 74H168V72H166ZM169 73H170V71H169ZM177 73H180V72H177ZM242 73V72H241ZM97 74V73H96ZM132 74V73H131ZM134 74H136V72L134 73ZM243 74V73H242ZM97 75H99V74H97ZM109 75V74H108ZM111 75V74H110ZM115 75V74H114ZM119 75V74H118ZM127 75V74H126ZM125 74H124V76H126ZM129 75V74H128ZM133 75V74H132ZM171 75H175V74H173V73H171ZM180 75V74H179ZM258 75H262V74H260V72H259V74ZM106 76V75H105ZM135 76V75H134ZM138 76V75H137ZM141 76V75H140ZM128 77V76H127ZM130 77V76H129ZM132 77V76H131ZM130 77V78H131ZM105 78H107V76L105 77ZM105 78L103 79V80H105ZM96 79H97V77H96ZM110 79V78H109ZM108 78H107V80H109ZM116 79V78H115ZM119 79V78H118ZM121 79V78H120ZM129 79V78H128ZM135 80L137 79V78H134ZM182 78L180 77V79H178V80H181ZM209 79V78H208ZM219 79H220V77H219ZM227 79V82H229L231 79H229V78H226ZM228 79H229V81H228ZM111 80V79H110ZM109 80V81H110ZM130 80V79H129ZM112 81H114V79L112 80ZM131 81H132V79H131ZM137 81V80H136ZM185 81V80H184ZM224 81V80H223ZM240 81V80H239ZM255 81V80H254ZM118 82V81H117ZM116 82V83H117ZM124 82V81H123ZM126 82V81H125ZM124 82V83H125ZM174 82H176V81H174ZM230 82H232V81H230ZM229 82V83H230ZM245 82V81H244ZM109 83V82H108ZM112 83V82H111ZM111 83H109V84H111ZM129 83V82H128ZM141 83H143V82H141ZM215 83V82H214ZM233 83V82H232ZM263 83V82H262ZM98 84V83H97ZM108 84V85H109ZM113 84V83H112ZM123 84V83H122ZM186 84V83H185ZM213 84V83H212ZM225 84V83H224ZM76 85V86H75ZM117 85V84H116ZM143 85V84H142ZM178 85H183L182 83L181 84H178ZM189 85V84H188ZM209 85V84H208ZM207 85V86H208ZM227 85H229L230 86V84H227ZM233 85V84H232ZM264 85V84H263ZM114 86V85H113ZM124 86V85H123ZM185 86V85H184ZM187 86V85H186ZM185 86V87H186ZM226 86V85H225ZM224 86V87H225ZM92 87V86H91ZM103 87V86H102ZM115 87V86H114ZM130 87V86H129ZM189 87V86H188ZM214 87H216L215 85H214ZM256 87H258V86H256ZM26 89V92L23 90V89ZM100 88V87H99ZM98 88V89H99ZM108 88H110L109 86H108ZM142 88H144V87H142ZM170 88V87H169ZM182 88V87H181ZM211 88V87H210ZM63 89H65V91H63ZM103 89V88H102ZM106 89V88H105ZM104 89V90H105ZM113 89V88H112ZM116 89V88H115ZM114 89V90H115ZM120 89H122V88H120ZM119 89V90H120ZM145 89V88H144ZM143 89V90H144ZM185 89V88H184ZM219 89V88H218ZM228 89V88H227ZM60 90H62V91H60ZM96 90V89H95ZM100 90V89H99ZM98 90V91H99ZM108 90V89H107ZM117 90V89H116ZM123 90V89H122ZM149 90V89H148ZM147 90V91H148ZM188 90V89H187ZM205 90H207V88L205 89ZM217 90V89H216ZM220 90V89H219ZM59 91V92H58ZM106 91V90H105ZM38 93V94H40L39 96H37L36 97V99H33L34 98V95H33V97H32V93ZM107 92V91H106ZM111 92V91H110ZM110 92H108V93H110ZM115 92V91H114ZM124 92V91H123ZM122 92V93H123ZM95 93H97V92H95ZM100 93V92H99ZM112 93H113V91H112ZM112 93H110V94H112ZM117 93H118V90H117ZM126 93V92H125ZM140 93H141V85L139 84V83H134L132 86H131V92L129 93V97H130V99H135L136 97H137V95L139 94L140 95ZM143 93V92H142ZM185 93V92H184ZM207 93V92H206ZM217 93V92H216ZM232 93H233V90H232ZM261 93V92H260ZM102 94V93H101ZM189 94V93H188ZM205 94V93H204ZM241 94V93H240ZM257 94V93H256ZM18 95V94H17ZM97 95V94H96ZM103 95V94H102ZM108 95V94H107ZM146 95H149V94H146ZM146 95H144V97L146 96ZM211 95V94H210ZM223 95V94H222ZM221 95V96H222ZM243 95V94H242ZM8 96V95H7ZM21 96V95H20ZM99 96H101V95H99ZM227 96V95H226ZM245 96V95H244ZM1 97V96H0ZM15 97V96H14ZM22 97V96H21ZM96 97V96H95ZM106 97H108V96H106ZM119 97V96H118ZM117 97V98H118ZM148 97V96H147ZM220 97V96H219ZM61 98V97H60ZM111 100H112V97H109ZM108 98V99H109ZM146 98V97H145ZM208 98V97H207ZM221 98V97H220ZM3 99V101L5 100L4 98H2ZM10 99H12V98H10ZM17 99V98H16ZM103 99V98H102ZM106 99V98H105ZM137 99V98H136ZM144 99V98H143ZM148 99H149V97H148ZM147 99V100H148ZM216 99H217V96H216ZM58 100V99H57ZM119 100V99H118ZM123 100V99H122ZM146 100V99H145ZM209 100H210V98H209ZM218 100V99H217ZM225 100V99H224ZM222 98H221V100L220 101H224ZM8 100H6V102H7ZM12 101V100H11ZM14 101V100H13ZM60 101L61 100H59L58 102L60 103ZM100 101H101V98H100ZM107 101V100H106ZM114 101H115V99H114ZM120 102H121V100H119ZM150 101H152V100H150ZM211 101V100H210ZM6 102H5V106H6ZM9 102V101H8ZM65 102V101H64ZM67 102L65 103V104H67ZM103 102V101H102ZM105 102V101H104ZM104 102H103V104H104ZM110 102V101H109ZM108 102V103H109ZM126 102V101H125ZM133 102V101H132ZM145 102V101H144ZM155 102V101H154ZM154 102H152V104L154 103ZM157 102V101H156ZM219 102V101H218ZM10 103V102H9ZM26 103V104H27ZM56 103V102H55ZM63 103V102H62ZM78 103L79 104H81V105H78ZM149 103V102H148ZM151 103V102H150ZM158 103V102H157ZM156 103V104H157ZM254 103V102H253ZM14 104V103H13ZM16 104H18L17 106H19V103H18V101H17V103ZM64 104V105H65ZM102 104V105H103ZM109 104H111V103H109ZM114 104V102L112 103V105ZM125 104V103H124ZM135 104V103H134ZM139 104H142L141 103V101L139 100ZM146 104H147V102H146ZM145 104V105H146ZM0 105H1V103H0ZM3 105H4V103H3ZM3 105H2V107H3ZM9 105V104H8ZM15 105V104H14ZM126 105H127V103H126ZM136 106L138 105V104H135ZM134 105V106H135ZM149 105V104H148ZM158 105H159V103H158ZM264 105V104H263ZM4 106V107H5ZM24 106H26V105H24ZM56 106V105H55ZM55 106H53V108L55 107ZM58 106H60V105H58ZM66 106V105H65ZM64 106V107H65ZM80 106V107H79ZM105 106H109V105H105ZM135 106V107H136ZM139 106V105H138ZM141 106V105H140ZM140 106H139V108H140ZM9 107V106H8ZM22 107H23V105H22ZM129 107V106H128ZM147 107H149V106H147ZM155 107V106H154ZM153 107V108H154ZM253 107V106H252ZM6 108H7V106H6ZM11 108H13L14 109V107H11ZM25 108V107H24ZM56 108V107H55ZM60 108V107H59ZM66 108V107H65ZM70 108V107H69ZM87 108V107H86ZM105 109H106V107H104ZM124 108H125V106H124ZM127 108V107H126ZM142 108H144V107H142ZM3 110H4V108H2ZM2 109H0V110H2ZM8 109V108H7ZM20 109H21V107H20ZM57 109H58V107H57ZM129 108H127V110H128ZM141 109V108H140ZM2 110V111H3ZM10 110H12V109H10ZM56 109H54V111H55ZM69 110H72V109H69ZM86 110V109H85ZM110 110H112V109H110ZM126 110V111H127ZM132 110V109H131ZM158 110V109H157ZM5 111V110H4ZM21 111V110H20ZM58 111V110H57ZM60 111H61V109H60ZM104 111V110H103ZM107 110H105L104 111V113L106 112ZM136 111V110H135ZM139 111V110H138ZM7 112H9V111H7ZM6 112V113H7ZM14 112H15V109H14ZM13 112V113H14ZM51 112H53V109H52V111H50V113ZM62 112H63V109H62ZM72 112H73V110H72ZM78 112V111H77ZM80 112H78V113H80ZM110 112V111H109ZM112 112V111H111ZM157 112V111H156ZM1 113V112H0ZM20 112H18V114H19ZM58 113V112H57ZM65 113V112H64ZM80 113V114H81ZM126 113V112H125ZM129 113V112H128ZM142 113V112H141ZM18 114H16L15 113V115L16 116H18ZM68 114V113H67ZM71 114V113H70ZM73 114V113H72ZM71 114V115H72ZM77 114V113H76ZM101 114V113H100ZM107 114V113H106ZM136 114V113H135ZM140 114V113H139ZM144 114V113H143ZM142 114V115H143ZM147 114H148V112H147ZM153 114V113H152ZM154 114H156V113H154ZM158 114V113H157ZM5 115V114H4ZM10 115H13V114H10ZM23 115V114H22ZM54 115V114H53ZM56 115V114H55ZM70 115V116H71ZM74 115H75V113H74ZM103 115V114H102ZM110 115V114H109ZM212 115V114H211ZM253 115V114H252ZM21 115H19V117H20ZM25 116V115H24ZM64 116V115H63ZM104 116H105V114H104ZM121 116V115H120ZM125 116V115H124ZM141 116V115H140ZM145 116V115H144ZM147 116V115H146ZM148 116H150V115H148ZM147 116V117H148ZM153 116V115H152ZM158 116H159V114H158ZM178 116V115H177ZM198 116V115H197ZM222 116V115H221ZM5 117H6V115H5ZM9 117V116H8ZM22 117V116H21ZM60 117V116H59ZM58 117V118H59ZM74 116L72 115V117H70V118H73ZM83 117V116H82ZM101 117V116H100ZM106 117V116H105ZM122 117H123V115H122ZM135 117V116H134ZM133 117V118H134ZM146 117V119H149V118H147ZM157 117V116H156ZM200 117H202V116H200ZM199 117V118H200ZM206 117V116H205ZM216 117V116H215ZM12 118L13 119H15V116L13 115L12 116ZM64 119H65V117H63ZM104 118V117H103ZM130 118V117H129ZM159 118V117H158ZM171 118V117H170ZM173 118H174V116H173ZM179 118V117H178ZM183 117H181L180 118V120L182 119ZM185 118V117H184ZM183 118V119H184ZM190 118V117H189ZM213 118V117H212ZM79 119H80V117H79ZM82 119V118H81ZM84 119H86V118H84ZM106 119V118H105ZM108 119V118H107ZM135 119V118H134ZM146 119H145V123H147V121H146ZM153 119H154V116H153ZM162 119V118H161ZM164 119V118H163ZM186 119V118H185ZM193 119V118H192ZM207 119V118H206ZM21 120V119H20ZM50 120H51V122H52V119L50 118ZM49 120V121H50ZM60 120V119H59ZM66 120V119H65ZM73 120H76V119H73ZM78 120V119H77ZM152 119H150V121H151ZM154 120H156V119H154ZM160 120V119H159ZM168 120H170V119H167V120H165V121H168ZM174 120L175 119H173V122H174ZM177 120V119H176ZM201 120V119H200ZM200 120H198V121H200ZM27 121V120H26ZM107 121V120H106ZM130 121H132V120H130ZM158 120H156V122H157ZM182 121V120H181ZM202 121V120H201ZM230 121H232V120H230ZM47 122V121H46ZM50 122V123H51ZM66 122V121H65ZM73 122V121H72ZM85 122V121H84ZM138 122V121H137ZM161 122H163V120L161 121ZM185 122V121H184ZM194 123H195V121H193ZM197 122V121H196ZM43 123V124H44ZM48 123V122H47ZM46 123V124H47ZM71 123V122H70ZM103 123H104V125L106 126V130H105V132H106V135H104L105 133H102V125H103ZM111 123H112V125H111ZM128 123V122H127ZM140 123V122H139ZM143 123V122H142ZM149 123V122H148ZM188 123V122H187ZM238 123V122H237ZM8 124H10V123H8ZM13 124V123H12ZM25 124H26V122H25ZM30 124V123H29ZM31 124H30V126H31ZM40 124H39V127H40ZM54 124H56V123H54ZM65 124H67V123H65ZM75 124V123H74ZM76 124H77V121H76ZM80 124V123H79ZM161 124V123H160ZM166 124H167V122H166ZM165 124V125H166ZM183 124V123H182ZM185 124V123H184ZM211 124V123H210ZM3 125V124H2ZM7 125V124H6ZM16 125H17V123H16ZM34 125H33V127H34ZM45 125V124H44ZM59 125V124H58ZM64 125V124H63ZM73 125V124H72ZM71 125V126H72ZM132 125V124H131ZM146 125V124H145ZM150 125V124H149ZM155 125H156V123H155ZM164 125V126H165ZM186 125H189V123L188 124H186ZM190 125H192V124H190ZM199 125V124H198ZM13 126V125H12ZM26 126H28V125H26ZM29 126V127H30ZM47 126V125H46ZM53 126V125H52ZM55 126V125H54ZM160 126H162V125H160ZM168 126H170V125H168ZM179 126H180V124H179ZM216 126V125H215ZM38 127V126H37ZM36 127V128H37ZM50 127V126H49ZM68 127V126H67ZM77 127V126H76ZM166 127V126H165ZM171 127V126H170ZM172 127H174V126H172ZM181 127V126H180ZM183 127V126H182ZM184 127H185V125H184ZM1 128V127H0ZM12 128V127H11ZM15 128V127H14ZM19 128V127H18ZM41 128H43V127H41ZM40 128V129H41ZM59 128V127H58ZM72 128V127H71ZM104 128V127H103ZM132 128V127H131ZM130 128V129H131ZM141 128V127H140ZM157 128V127H156ZM162 128V127H161ZM177 128H179V127H177ZM186 129L185 130H187L188 128L187 127H185ZM190 128V127H189ZM6 129V128H5ZM39 129V130H40ZM49 129H51V128H49ZM57 129V128H56ZM77 129V128H76ZM127 129V128H126ZM137 129V128H136ZM143 129V128H142ZM167 129V128H166ZM166 129H165V131H166ZM184 128H182V130H183ZM15 130V129H14ZM17 130H19V129H17ZM31 130H32V128H31ZM30 130V131H31ZM42 130H44V129H42ZM58 130V129H57ZM74 130V129H73ZM80 130V128L78 129V131ZM82 130V129H81ZM160 130V129H159ZM158 130V131H159ZM179 131H180V128L178 129ZM184 130V131H185ZM235 130V129H234ZM237 130V129H236ZM239 130V129H238ZM34 131H35V129H34ZM46 131V130H45ZM44 131V132H45ZM50 131V130H49ZM84 130H82V132H83ZM127 131V130H126ZM132 131V130H131ZM138 131V130H137ZM136 131V132H137ZM143 131V130H142ZM140 132V135L141 136H143L144 134H143V132ZM151 131V130H150ZM158 131L156 130V133H157V136H158ZM39 132V131H38ZM38 132H36V133H38ZM40 132H41V130H40ZM39 132V133H40ZM44 132L42 133V134H44ZM57 132V131H56ZM91 132V133H92ZM139 132V131H138ZM171 131H169L168 133H170ZM181 132V131H180ZM241 132V131H240ZM2 133V132H1ZM17 133V132H16ZM48 133V132H47ZM61 133V132H60ZM118 133H120V132H118ZM152 133V132H151ZM179 133V132H178ZM183 133V132H182ZM185 133V135H186V133L187 132H184ZM183 133V134H184ZM236 133V132H235ZM237 133H238V131H237ZM242 133V132H241ZM27 134V133H26ZM58 134H59V132H58ZM135 134V133H134ZM133 133H131L130 131H129V133H125V132H123V140H121L122 141V143H123V145L124 146H122V148L123 149H125V151H128V152H131V150H132V152H136L137 150H136V146H137V144H136V141L134 140L135 138H136V136L134 135ZM159 134H160V131H159ZM166 134H167V132H166ZM171 134V133H170ZM175 134V133H174ZM248 134V133H247ZM13 135V134H12ZM23 135L25 136V134L23 133ZM36 135V134H35ZM56 135V134H55ZM59 135H61V134H59ZM62 135H64V134H62ZM82 135V134H81ZM81 135H79V136H81ZM85 135V134H84ZM138 135V134H137ZM147 135V134H146ZM155 135V134H154ZM161 135V134H160ZM184 135V136H185ZM231 135H232V133H231ZM242 135H244L243 133H242ZM249 135V134H248ZM3 135L1 134V137H2ZM28 136V135H27ZM76 136V135H75ZM90 136V135H89ZM88 136V137H89ZM94 136V135H93ZM104 136V137H103ZM122 136H121V138H122ZM169 136V135H168ZM236 136H239V135H236ZM250 136V135H249ZM248 136V137H249ZM12 137V136H11ZM41 137V136H40ZM43 137V136H42ZM55 137V136H54ZM58 137V136H57ZM56 137V138H57ZM64 137H65V135H64ZM78 136H76L75 138H77ZM149 137V136H148ZM154 137V136H153ZM170 137V136H169ZM176 137V136H175ZM178 137V136H177ZM3 138V137H2ZM30 138V137H29ZM49 138H52V136H50ZM62 138H63V136H62ZM68 138V137H67ZM66 138V139H67ZM74 138V137H73ZM80 138V137H79ZM92 138V137H91ZM95 138V137H94ZM118 138V137H117ZM151 138V137H150ZM159 138V137H158ZM157 138V139H158ZM161 138V137H160ZM183 138H185V137H183ZM182 138V139H183ZM253 138V137H252ZM251 138V139H252ZM11 139V138H10ZM28 139V138H27ZM82 139H84V138H82ZM86 139H88V138H86ZM90 139V138H89ZM88 139V140H89ZM137 139V138H136ZM153 139V138H152ZM163 139V138H162ZM180 139V138H179ZM239 139V138H238ZM243 139V138H242ZM249 138H247V140H248ZM53 140H55V139H53ZM77 140H78V138H77ZM85 140V139H84ZM91 140H93V139H91ZM95 140V139H94ZM94 140L91 142V143H93L94 142ZM155 140V139H154ZM169 140H171V138L169 139ZM169 140H167V141H165L164 140V142H160V143H158L159 141L157 140V142L155 143V142H152V140H151V142L149 141V146H151L152 148H156V147H158V149H157V152L159 153V157H161V159L163 160V164H162V166L159 168V174H157L158 175V177H157V179H156V182H157V185L159 184V186L163 189V188H169V189H171L172 190V192H170V195L169 196H167L168 198H170V197H172V198H181V199H184V200H187V201H190L191 199H193L195 196H203L205 193H207V194H213V196L215 195V193H214V190H216L215 189V185H213L214 183H213V176L214 175H216L217 176V178H218V181H219V183H220V185H224L225 184V176H224V168L222 167V163H218V166L217 167H215V169L213 170V172H212V174H207V173H202V172H199V171H197L196 170V162H195V159L194 158H191L190 156V158L189 159H187L188 161H189V165H191L193 168H194V171H192V175H190V177H189V179H188V181L186 182V181H184V182H186V184L183 186V187H181V188H177V184H176V182H175V178H176V171H175V162L177 161V159L179 158L178 156H177V153L180 151V149H181V147H180V145L179 144H172L173 143V139L171 140V142L169 141ZM48 141V140H47ZM63 142H64V140H62ZM73 141H75V140H73ZM79 141H80V139H79ZM83 141V140H82ZM82 141H81V143L80 144H82ZM85 141H87V140H85ZM85 141H83V142H85ZM141 141V140H140ZM176 141V140H175ZM232 141V140H231ZM26 142V141H25ZM87 142H89V141H87ZM98 142V141H97ZM182 142V141H181ZM236 142V141H235ZM44 143V142H43ZM49 143H51L50 141H49ZM54 143H55V141H54ZM59 143V142H58ZM65 143V142H64ZM68 143V142H67ZM70 143V142H69ZM74 143V142H73ZM79 143H75V144H79ZM96 143V142H95ZM121 143V142H120ZM121 143V144H122ZM184 143V142H183ZM187 143V142H186ZM185 143V144H186ZM225 143V142H224ZM228 143V142H227ZM245 143V142H244ZM45 144V143H44ZM48 144V143H47ZM52 144V143H51ZM50 144V145H51ZM74 144V145H75ZM79 144V145H80ZM139 144V143H138ZM229 144V143H228ZM227 144V145H228ZM233 144V143H232ZM237 145H239L238 143H236ZM251 144V143H250ZM65 145V144H64ZM69 146H71L72 147V145H70V144H68ZM84 145H87V144H83V146ZM230 145V144H229ZM228 145V146H229ZM256 145V144H255ZM56 146V145H55ZM68 146V147H69ZM76 146V145H75ZM97 146H98V143H97ZM226 146V145H225ZM227 146V147H228ZM246 146V145H245ZM40 147H41V149H42V146L40 145ZM46 147V146H45ZM45 147H43L44 149H45ZM51 146H49L48 148H50ZM77 147H78V145H77ZM99 147V146H98ZM98 147H97V149H95L96 151L98 150ZM230 147H231V145H230ZM233 147V146H232ZM253 147V146H252ZM62 148V147H61ZM60 148V143H59V149H61ZM70 148V147H69ZM68 148V149H69ZM74 148V147H73ZM79 148V147H78ZM78 148H77V150H78ZM85 149L87 148L86 146L84 147ZM94 148H95V146H94ZM118 148V147H117ZM120 148H121V146H120ZM229 148V147H228ZM44 149H42V150H44ZM51 149H53V148H51ZM63 149V148H62ZM75 149V148H74ZM256 149V148H255ZM47 150V149H46ZM73 150V149H72ZM76 150V149H75ZM82 150V149H81ZM92 150V149H91ZM94 150V149H93ZM92 150V151H93ZM258 150V149H257ZM45 151V150H44ZM64 150H62V152H63ZM66 151V150H65ZM91 151V152H92ZM99 151V150H98ZM113 151V150H112ZM256 151V150H255ZM46 152V151H45ZM67 152V151H66ZM71 152V151H70ZM70 152H68V153H70ZM89 152H90V150H89ZM88 152V153H89ZM90 152V153H91ZM100 152V151H99ZM156 152V151H155ZM223 153H224V151H222ZM49 153V152H48ZM51 153H53V152H51ZM59 153V152H58ZM57 153V154H58ZM98 153V152H97ZM96 153V154H97ZM101 153V154H102ZM114 153V152H113ZM137 153V152H136ZM184 153V152H183ZM263 153V152H262ZM50 154V153H49ZM73 154V153H72ZM92 154V153H91ZM100 154V153H99ZM144 154V153H143ZM58 155H60V154H58ZM66 155V153L64 154V156ZM70 155H71V153H70ZM78 155H80L79 153L76 155L77 156V159H78ZM86 155V154H85ZM89 155V154H88ZM114 155H116V154H114ZM187 155V154H186ZM185 155V156H186ZM194 155V154H193ZM248 155V154H247ZM63 156V155H62ZM73 156V155H72ZM72 156H71V160L74 158H72ZM75 156V155H74ZM96 156H98L99 157V155H96ZM101 156V155H100ZM135 156H136V154H135ZM59 157V156H58ZM67 157V156H66ZM70 157V156H69ZM91 156L89 155V157L88 158H90ZM176 157H178V158H176ZM184 157V156H183ZM65 158V157H64ZM84 158V157H83ZM87 157H86V159H88ZM97 158V157H96ZM188 158V157H187ZM222 158V157H221ZM220 158V159H221ZM257 158V157H256ZM34 159V158H33ZM40 160H41V158H39ZM46 159V158H45ZM62 159V158H61ZM76 159V158H75ZM101 159H102V156H101ZM115 159V158H114ZM117 159V158H116ZM160 159V160H161ZM184 159V158H183ZM226 159V158H225ZM224 159V160H225ZM37 160V159H36ZM64 160V159H63ZM68 160L70 161V158H68ZM81 160H82V158H81ZM97 160H98V158H97ZM152 160V159H151ZM179 160H180V158H179ZM209 160V159H208ZM65 161H66V159H65ZM99 162L101 161V160H98ZM182 161V160H181ZM222 161V160H221ZM234 161V160H233ZM72 161H70V163H71ZM156 162V161H155ZM213 162V161H212ZM211 162V163H212ZM224 162V161H223ZM226 162V161H225ZM45 163V162H44ZM47 163H49V162H47ZM67 163H68V161H67ZM181 163V162H180ZM205 163V162H204ZM209 164H210V162H208ZM215 163V162H214ZM231 163V162H230ZM52 164V163H51ZM105 163H103V165H104ZM200 164V163H199ZM213 164V163H212ZM217 164V163H216ZM48 165V164H47ZM50 165V164H49ZM156 165V164H155ZM180 165V164H179ZM211 165V164H210ZM232 165V164H231ZM234 165V164H233ZM34 166H35V164H34ZM53 166V165H52ZM112 166V165H111ZM141 166V165H140ZM178 166V165H177ZM246 166V165H245ZM44 167V166H43ZM57 167V166H56ZM55 167V168H56ZM211 167V166H210ZM228 167V166H227ZM231 167V166H230ZM233 167V166H232ZM235 167V166H234ZM241 167V166H240ZM42 168V167H41ZM45 168V167H44ZM46 168H47V166H46ZM54 168V169H55ZM101 168H102V165H101ZM103 168H104V166H103ZM204 168V167H203ZM209 168V167H208ZM207 168V169H208ZM31 169V168H30ZM48 169V168H47ZM46 169V170H47ZM53 169V170H54ZM104 169H106V167L104 168ZM110 169V168H109ZM201 169V168H200ZM206 169V170H207ZM230 169V168H229ZM248 169V168H247ZM40 170V169H39ZM52 170V171H53ZM56 170V169H55ZM102 170V169H101ZM107 170V169H106ZM225 170H226V168H225ZM235 170V169H234ZM48 171H50V170H48ZM145 171V170H144ZM179 171V170H178ZM208 171V170H207ZM20 172H21V170H20ZM55 172V171H54ZM110 172V171H109ZM108 172V173H109ZM206 172V171H205ZM226 172H228V170L226 171ZM247 172V171H246ZM252 172V171H251ZM18 173V172H17ZM31 173V172H30ZM36 173V172H35ZM49 173H51V172H49ZM140 173V172H139ZM154 173V172H153ZM155 173H156V171H155ZM235 173V172H234ZM242 173V172H241ZM249 173V172H248ZM22 174V173H21ZM32 174V173H31ZM34 174V173H33ZM37 175H38V173H36ZM180 174H182V172H180ZM179 174V175H180ZM255 174V173H254ZM259 174V173H258ZM257 174V175H258ZM28 175H29V172H28ZM28 175H26V176H28ZM37 175H36V177H37ZM113 175V174H112ZM111 175V176H112ZM155 175V174H154ZM242 175V174H241ZM47 176V175H46ZM102 176V175H101ZM181 176H183V175H181ZM19 177V176H18ZM47 177H49V176H47ZM103 177V176H102ZM107 177V176H106ZM105 177V178H106ZM228 177V176H227ZM31 178V177H30ZM52 178V177H51ZM104 178V179H105ZM19 179H20V177H19ZM32 179H34V178H32ZM32 179H30V181L32 180ZM36 179V178H35ZM38 179V178H37ZM36 179V180H37ZM46 179H48V178H46ZM107 179V178H106ZM182 179V178H181ZM229 179V178H228ZM246 179V178H245ZM23 180V179H22ZM54 180V179H53ZM33 182H34V184L33 185H36L35 184V182L36 181H34V180H32ZM31 181V182H32ZM42 181V179H40V182ZM44 181V180H43ZM182 181V180H181ZM26 182V181H25ZM37 182H38V180H37ZM47 182V181H46ZM55 182V181H54ZM53 182V183H54ZM57 182V181H56ZM55 182V183H56ZM231 182V181H230ZM245 182V181H244ZM21 183V182H20ZM30 183V182H29ZM44 183H45V181H44ZM50 183H52L51 181H50ZM49 183V184H50ZM59 183V182H58ZM229 183V182H228ZM23 184V183H22ZM31 184V185H32ZM48 184V183H47ZM47 184H45V185H47ZM57 184V183H56ZM60 184V183H59ZM63 184V183H62ZM138 184V183H137ZM184 184V183H183ZM230 184V183H229ZM232 184V183H231ZM31 185H30V187H31ZM41 185V184H40ZM51 185H53V184H51ZM55 185V184H54ZM228 185V184H227ZM25 186V185H24ZM44 186V185H43ZM49 186V185H48ZM60 186V185H59ZM63 186V185H62ZM62 186L60 187V188H62ZM64 186H65V184H64ZM63 186V187H64ZM229 186V185H228ZM234 186V185H233ZM50 187V186H49ZM48 187V188H49ZM56 187V186H55ZM58 187V186H57ZM56 187V188H57ZM67 187H68V185H67ZM230 187V186H229ZM22 188V187H21ZM39 188V187H38ZM44 188H46L47 189V191H48V188L47 187H44ZM51 188H52V186H51ZM95 188V187H94ZM102 188V187H101ZM223 188V187H222ZM233 188V187H232ZM36 189V188H35ZM42 189V188H41ZM46 189H42V191L43 190H46ZM155 189V188H154ZM225 189V188H224ZM26 190V189H25ZM31 190V189H30ZM33 190V189H32ZM54 190H55V188H54ZM57 190V189H56ZM71 190V189H70ZM69 190V191H70ZM85 190V189H84ZM88 190V189H87ZM96 190H103V189H100V187H99V189H96ZM19 191V190H18ZM21 191V190H20ZM23 191H24V189H23ZM34 191V190H33ZM39 191V190H38ZM38 191L36 192V193H38ZM52 191V190H51ZM68 191V192H69ZM71 191H73V190H71ZM70 191V192H71ZM83 191V190H82ZM217 191V190H216ZM230 191V193H231V195H232V197L235 199V201L237 202V203H239V204H245L246 206L248 205V207H249V209L252 211V213H253V211H254V209H256V206H257V209H259V212L262 214V215H264V204H262L260 201L259 202H256V201H254L250 196H249V194H247V193H240L239 191V189H236V188H234V189H231V190H229ZM26 192V191H25ZM28 192H29V190H28ZM34 192V193H35ZM49 192V191H48ZM55 192V191H54ZM56 192H59L58 190L56 191ZM55 192V193H56ZM62 192V191H61ZM76 192V191H75ZM90 192V191H89ZM213 192V193H212ZM19 193V192H18ZM24 193V192H23ZM51 193V192H50ZM65 193V192H64ZM77 193V192H76ZM75 193V194H76ZM263 193V192H262ZM11 194V193H10ZM21 194H22V192H21ZM49 194V193H48ZM54 194V193H53ZM59 194H62L63 195V193H58V195ZM66 194V193H65ZM70 194V193H69ZM88 194V193H87ZM86 193H84V195H87ZM90 194H92V193H90ZM89 194V195H90ZM94 194V193H93ZM163 194V193H162ZM19 195V194H18ZM31 195H34V194H31ZM39 195V194H38ZM45 195H46V193H45ZM50 195V194H49ZM57 195V194H56ZM57 195V196H58ZM102 195V194H101ZM106 195V194H105ZM258 195V194H257ZM28 196H30V194L28 195ZM40 196H41V194H40ZM48 196V195H47ZM47 196H46V198H47ZM56 196V197H57ZM63 196H65V195H63ZM71 196H73L72 194H71ZM75 197L77 196V195H74ZM88 196V195H87ZM97 196H99L98 194H97ZM208 196V195H207ZM216 196V195H215ZM17 197V196H16ZM15 197V198H16ZM22 197H23V195H22ZM38 197V196H37ZM42 197V196H41ZM40 197V198H41ZM45 197V196H44ZM49 197V196H48ZM66 197H67V194H66ZM70 197V196H69ZM79 197V196H78ZM96 197V196H95ZM103 197V196H102ZM107 197V196H106ZM121 197V196H120ZM131 197H133V196H131ZM217 198H218V195L216 196ZM8 198H10V197H8ZM43 198V197H42ZM50 198V197H49ZM49 198H48V200H49ZM72 198V202H73V197H71ZM80 198H84L83 196H81ZM88 198H89V196H88ZM92 198V197H91ZM90 198V199H91ZM94 198V197H93ZM107 198H109L110 199V197H107ZM125 198V197H124ZM123 198V199H124ZM166 198V197H165ZM171 198V199H172ZM209 198H211V200H213L212 199V196L210 197V195H209ZM221 198V197H220ZM11 199V198H10ZM29 199V198H28ZM44 199V198H43ZM42 199V200H43ZM51 199V198H50ZM78 200L79 198H75V200ZM82 199H80L81 201H82ZM100 199V198H99ZM201 199H203V198H201ZM263 199H264V197H263ZM12 200V199H11ZM18 200H19V198H18ZM52 200V199H51ZM59 200V199H58ZM57 200V201H58ZM69 200V199H68ZM71 200V199H70ZM96 200H97V197H96ZM124 200H127V199H124ZM132 200H134V199H132ZM180 200V199H179ZM219 200V199H218ZM9 201V200H8ZM26 201V200H25ZM34 201V200H33ZM60 201V200H59ZM80 201V202H81ZM85 201V200H84ZM83 201V202H84ZM95 201V200H94ZM109 201V200H108ZM107 201V202H108ZM16 202V201H15ZM24 202V201H23ZM27 202V201H26ZM30 202H32L31 200H30ZM48 202V201H47ZM50 202V201H49ZM53 202V201H52ZM52 202H50V204L52 203ZM66 202H68V201H66ZM76 202V201H75ZM78 202V201H77ZM82 202V203H83ZM88 202V201H87ZM91 202V201H90ZM173 202V201H172ZM204 202H206V201H204ZM11 203V202H10ZM33 203V202H32ZM32 203H30V206H31V204ZM38 203V202H37ZM42 203V202H41ZM54 203V202H53ZM58 203V202H57ZM81 203V204H82ZM105 204H106V201L104 202ZM109 203V202H108ZM210 203H212V202H210ZM18 204V203H17ZM21 204V203H20ZM25 204V203H24ZM23 204V205H24ZM40 203H38V205H39ZM44 204V203H43ZM56 204V203H55ZM59 204V203H58ZM61 204H62V202H61ZM74 204V203H73ZM72 204V205H73ZM80 204V203H79ZM88 204V203H87ZM93 204V203H92ZM99 204V203H98ZM146 204V203H145ZM195 204H197V203H195ZM195 204H193L194 206H195ZM200 204L201 203H199V205L198 206H200ZM10 205V204H9ZM12 205H13V203H12ZM11 205V206H12ZM22 205V206H23ZM36 205V204H35ZM42 205V204H41ZM40 205V206H41ZM46 205V204H45ZM44 205V206H45ZM52 205V204H51ZM60 205V204H59ZM69 205V204H68ZM189 205V204H188ZM193 205L190 207V208H193ZM205 205V204H204ZM224 205V204H223ZM226 205V204H225ZM15 206H17V205H15ZM25 206V205H24ZM27 206H28V204H27ZM83 206V205H82ZM81 206V207H82ZM96 206V205H95ZM94 206V207H95ZM242 206V205H241ZM29 207V206H28ZM33 207V206H32ZM32 207H29V209L30 208H32ZM37 207V206H36ZM39 207V206H38ZM61 207V206H60ZM66 208H68L67 206H65ZM65 207H63V208H65ZM69 207H71V206H69ZM80 206L78 207V208H81ZM86 207H88V206H86ZM96 207H98V206H96ZM95 207V208H96ZM197 207V206H196ZM13 208H14V206H13ZM25 208H27V207H25ZM24 208V210L26 211V209ZM33 208H35V207H33ZM42 208V207H41ZM50 208V207H49ZM55 208V207H54ZM62 208V209H63ZM83 208H85V207H83ZM82 208V209H83ZM187 208V207H186ZM195 208V207H194ZM15 209H17L18 210V208L16 207ZM20 209V208H19ZM22 209V208H21ZM39 209V208H38ZM70 209H72V207L70 208ZM69 209V210H70ZM76 209V208H75ZM248 209V208H247ZM37 210V209H36ZM68 210V211H69ZM73 210H74V207H73ZM72 210V212H74ZM89 210V209H88ZM242 210H244V209H242ZM242 210H240V211H242ZM21 211V210H20ZM32 211V210H31ZM34 211V210H33ZM39 211V210H38ZM42 211V210H41ZM44 211V210H43ZM53 211H55V210H53ZM37 212V211H36ZM47 212V211H46ZM62 212H63V210H62ZM119 212V211H118ZM28 213V212H27ZM32 213V212H31ZM50 213V211L47 213V214H49ZM54 213V212H53ZM80 213V212H79ZM79 213H78V215H79ZM84 215H85V210H84ZM82 213V214H83ZM101 213V212H100ZM142 213V212H141ZM12 214V213H11ZM29 214V213H28ZM41 214H43V213H41ZM45 214V213H44ZM81 214V213H80ZM103 214H106V213H103ZM103 214H101V215H103ZM247 214V213H246ZM6 215V214H5ZM14 215V214H13ZM46 215V214H45ZM62 215V214H61ZM60 215V216H61ZM66 215H67V213H66ZM71 215V214H70ZM70 215H68V216H70ZM72 215H74V214H72ZM115 215H116V212L115 211H112L111 212V217L112 218H114L115 217ZM15 216V215H14ZM21 216V215H20ZM31 216V215H30ZM36 216H37V214H36ZM36 216H35V218H36ZM43 216V215H42ZM47 216V215H46ZM67 216V217H68ZM82 216V215H81ZM108 216V215H107ZM256 216V215H255ZM260 216V215H259ZM16 217V216H15ZM24 217V216H23ZM29 217V216H28ZM33 217V216H32ZM38 217V216H37ZM71 217V216H70ZM73 217V216H72ZM76 217V216H75ZM248 217V216H247ZM261 217H263V216H261ZM5 218V217H4ZM8 218V217H7ZM11 218V217H10ZM41 218V217H40ZM77 218V217H76ZM82 218H84V217H82ZM103 218V217H102ZM226 218V217H225ZM253 218V217H252ZM24 219V218H23ZM26 219H27V217H26ZM50 219V218H49ZM52 219V220H51ZM50 219V221H51V224L53 223L52 221H54L53 220V218H51ZM57 219V218H56ZM69 219V218H68ZM101 219V218H100ZM259 219V221L261 222V221H263L261 218H258ZM32 220V219H31ZM60 220V219H59ZM8 221V220H7ZM10 221V220H9ZM14 221V220H13ZM45 221H46V219H45ZM45 221H44V224H45ZM60 221H64V220H60ZM256 221V220H255ZM48 222V221H47ZM259 222V223H260ZM36 223V222H35ZM56 223V222H55ZM59 223V222H58ZM65 223V222H64ZM69 223V222H68ZM68 223H66L65 225H67ZM15 224V223H14ZM42 224V223H41ZM49 224V223H48ZM47 224V225H48ZM5 225V224H4ZM27 225V224H26ZM60 225V224H59ZM62 225H64L63 223H62ZM74 225V224H73ZM93 225V224H92ZM129 225V224H128ZM131 225H132V227H131V229L133 228V227H135V229H137L138 230V233H137V235H136V237L134 238V240H133V242H132V244H130V245H128V244H126V246L123 248V250H124V252H125V254H126V256H127V264H131L130 263V261L131 262H133V263H135V264H150V263H154V262H156V261H167V262H169L170 264H175V262H176V258H175V255H176V253H177V248L175 247V246H171L170 247V249L169 250H167V249H165V247H164V245L163 244H161V245H157V244H155L154 243V240H153V237L156 235V232L157 231H159V230H161V226H160V223L158 222V220H157V217H156V214L152 211V209H151V207H149V212L147 213V215H145V216H143V217H137V218H133L132 219V222H131ZM6 226V225H5ZM12 226V225H11ZM52 225H50V227H51ZM58 226V225H57ZM74 226H76V225H74ZM21 227V226H20ZM28 227V226H27ZM26 227V228H27ZM38 227V226H37ZM46 227V226H45ZM52 227H54V226H52ZM43 228V227H42ZM104 228V227H103ZM62 229H63V227H62ZM61 229V230H62ZM65 229V228H64ZM72 229H73V227H72ZM18 230V229H17ZM35 230V229H34ZM45 230V229H44ZM46 231V230H45ZM50 231V230H49ZM59 231V230H58ZM70 231V230H69ZM102 231H103V229H102ZM8 232V231H7ZM6 232V233H7ZM54 232V231H53ZM74 232V231H73ZM72 232V233H73ZM130 232H131V230H130ZM13 233V232H12ZM22 233H23V231H22ZM37 233V232H36ZM51 233V232H50ZM56 233V232H55ZM59 233V232H58ZM61 233H63V231H61ZM64 233H66V232H64ZM76 233V232H75ZM110 233H111V231H110ZM119 233H120V231H119ZM123 233V232H122ZM158 233H160V232H158ZM39 234V233H38ZM47 234V233H46ZM45 234V235H46ZM90 234V233H89ZM130 234V233H129ZM53 235V234H52ZM63 235H65V234H63ZM70 235V234H69ZM126 235V234H125ZM59 235H57V237H58ZM67 236V235H66ZM135 236V235H134ZM28 237V236H27ZM38 237V236H37ZM55 238H56V236H54ZM60 238H62V236H59ZM88 232H84L83 233V236H82V239H81V242H82V244H79V243H76V241H75V243H74V245H71L70 247H69V249L68 250H66L65 252L64 251H62V252H64V258L66 259L73 251L76 253V251H75V248L76 247H80V246H82L83 247V249H85V250H87V247H88ZM106 237V236H105ZM42 238V237H41ZM69 238V237H68ZM121 238H122V236H121ZM126 238V237H125ZM40 239V238H39ZM46 239V238H45ZM59 239V238H58ZM74 239H76V238H74ZM73 239V240H74ZM100 239V238H99ZM117 239V238H116ZM127 239H128V237H127ZM132 239V238H131ZM47 240V239H46ZM53 240H54V238H53ZM56 240V239H55ZM61 240V239H60ZM73 240H71L72 242H74ZM102 240V239H101ZM100 240V241H101ZM129 240V239H128ZM127 240V241H128ZM173 240V239H172ZM182 240H184V238L182 239ZM38 241V240H37ZM121 241H124V240H121ZM126 241V242H127ZM185 241V240H184ZM183 241V242H184ZM40 242H43V239H42V241H40ZM112 242H116V241H112ZM120 242V241H119ZM181 242V241H180ZM12 243V242H11ZM36 243V242H35ZM102 243V242H101ZM104 243V242H103ZM117 243V242H116ZM7 244H9V242L7 243ZM6 244V245H7ZM17 244V243H16ZM22 244V243H21ZM46 244H47V242H46ZM52 244H53V242H52ZM56 244V243H55ZM67 244V243H66ZM109 244V243H108ZM186 244V243H185ZM5 245V244H4ZM5 245V246H6ZM28 245V244H27ZM26 245V246H27ZM31 242H30V247H31ZM40 245V244H39ZM57 245V244H56ZM104 245V244H103ZM102 245V246H103ZM110 245V244H109ZM182 245V244H181ZM13 246V245H12ZM20 246V245H19ZM25 246V247H26ZM52 246V245H51ZM55 246V245H54ZM105 246V245H104ZM120 246V245H119ZM121 246H123L122 245V243H121ZM3 247V246H2ZM7 247V246H6ZM57 247V246H56ZM181 247V246H180ZM5 248V247H4ZM13 248V247H12ZM19 248V247H18ZM53 248V247H52ZM55 248V247H54ZM66 248V247H65ZM106 248V247H105ZM112 248V247H111ZM114 248V247H113ZM182 248V247H181ZM1 249H3V248H1ZM16 249V248H15ZM121 249V248H120ZM184 249V248H183ZM26 250V249H25ZM107 250V249H106ZM113 250V249H112ZM192 250V249H191ZM5 251V250H4ZM119 252V250L117 249L116 250V252ZM219 251V250H218ZM97 252V251H96ZM107 252H109V251H107ZM30 253V252H29ZM35 253V252H34ZM106 253V252H105ZM25 254H27V253H25ZM51 254V253H50ZM62 254V253H61ZM88 254L89 255H93L90 251L88 252ZM170 254V256H168ZM3 255V254H2ZM16 255V254H15ZM18 255V254H17ZM112 255V254H111ZM167 255V256H166ZM4 256V255H3ZM61 256V255H60ZM71 256V255H70ZM69 256V257H70ZM108 256V255H107ZM121 256V255H120ZM206 256V255H205ZM68 257V258H69ZM72 257V256H71ZM80 257V256H79ZM203 257H204V255H203ZM234 257V256H233ZM47 258V257H46ZM62 259V262H61V264H65L64 263V260L65 259ZM17 259V258H16ZM15 259V260H16ZM27 259V258H26ZM25 259V260H26ZM41 259V258H40ZM96 259V258H95ZM193 259V258H192ZM228 259V258H227ZM230 259V258H229ZM14 260V259H13ZM23 261V263L22 264H26V263H24V262H26V261ZM31 260V259H30ZM130 260V261H129ZM12 261V260H11ZM69 260L67 259V262H68ZM259 261H260V252H258V251H256V250H246L245 251V253L243 252L241 255H240V257L239 258H236V259H232V260H229V261H227L225 264H260L259 263ZM262 261V260H261ZM5 262V261H4ZM13 262V261H12ZM28 262V261H27ZM39 262H41L40 260H39ZM224 262V261H223ZM6 263H7V261H6ZM16 263V262H15ZM29 263V262H28ZM38 263V262H37ZM121 263H123L122 261H121ZM220 263V262H219ZM263 263V262H262ZM9 264V263H8ZM21 264V263H20ZM32 264V263H31ZM42 264H49V262L46 260V259H44V257H43V260H42ZM51 264V263H50ZM77 264V263H76ZM88 264H91V263H88ZM93 264V263H92ZM108 264V263H107ZM114 264V263H113ZM119 264V263H118Z\"/></svg>", "mask_w": 264, "mask_h": 264}]
</instances>
